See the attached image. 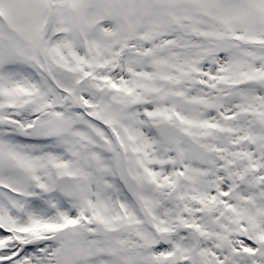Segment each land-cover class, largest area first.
Wrapping results in <instances>:
<instances>
[{
	"label": "snow or ice",
	"instance_id": "obj_1",
	"mask_svg": "<svg viewBox=\"0 0 264 264\" xmlns=\"http://www.w3.org/2000/svg\"><path fill=\"white\" fill-rule=\"evenodd\" d=\"M0 264H264V0H0Z\"/></svg>",
	"mask_w": 264,
	"mask_h": 264
}]
</instances>
